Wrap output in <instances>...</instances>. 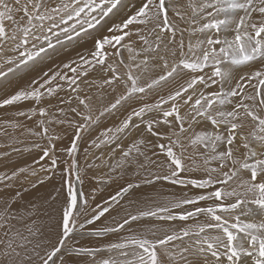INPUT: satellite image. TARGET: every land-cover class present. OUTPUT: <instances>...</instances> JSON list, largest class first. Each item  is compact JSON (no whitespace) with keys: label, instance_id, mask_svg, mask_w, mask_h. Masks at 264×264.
<instances>
[{"label":"snow or ice","instance_id":"1","mask_svg":"<svg viewBox=\"0 0 264 264\" xmlns=\"http://www.w3.org/2000/svg\"><path fill=\"white\" fill-rule=\"evenodd\" d=\"M114 10H123L124 18L108 35L94 36ZM65 38H91L93 48L56 69H40L0 99V109L12 106L17 118L0 121V136L23 129L20 136L30 141L11 135L0 148L42 153L33 165L0 174V264H264V0H0V55L17 53L5 57L6 70L0 64V79L48 57ZM150 69L155 76L145 78ZM96 71L104 74L102 83L86 79ZM165 83L176 86L100 132L80 165L79 141L101 117ZM81 84L124 91L97 115ZM53 97L69 107L50 111L44 101ZM25 103L27 111L20 107ZM34 117L29 127L25 121ZM141 125L139 138L124 146ZM59 126L73 131L67 147L57 148L66 135ZM102 146L109 148L107 158L101 152L89 162V153ZM92 168L108 171L94 177L98 187L86 195L81 186ZM57 173L66 194L54 219L43 205L22 203V192L26 182L35 189ZM119 180L124 183L115 194L93 203L97 192ZM157 181L183 194L137 199ZM144 220L184 223L142 226ZM85 239L106 242L81 244Z\"/></svg>","mask_w":264,"mask_h":264},{"label":"bare ground","instance_id":"2","mask_svg":"<svg viewBox=\"0 0 264 264\" xmlns=\"http://www.w3.org/2000/svg\"><path fill=\"white\" fill-rule=\"evenodd\" d=\"M122 12H124V11L123 10H121V11H115L114 10V12L109 15V17L105 18L106 21H107V24H108L107 28L109 27V25H111L113 22L116 21V19L121 15ZM115 17H116V19H115ZM8 29H10V27ZM91 40H92L91 38H86V39L77 38L76 40H73V41H67L66 38H65V44L64 45H59L58 44L55 51L49 50L48 57H45L43 59H39L36 64L30 65L29 68H26V69H24L22 71L21 70H17L15 75L9 73V76H8L7 80L0 79V99H2V97L6 96V95L11 94L15 90H17V88L25 86L29 82V80L31 78L36 77V76H38L40 74L39 73L40 69L48 70L49 67H51L52 69H56L58 65L61 66L63 63H71V61L73 59L78 58L77 55L79 53H82L83 55H87L88 52L93 48V46L91 44ZM10 57H11V55H10ZM7 67H8V65H7ZM103 75L104 74L102 73L100 76H98L99 78H98V80H96L98 83H102ZM150 76H155V73L151 69H150L149 73H145V78H148ZM88 80L92 81L91 79H88ZM91 85H96V84H91ZM91 85L81 84V87L84 89V92L81 93V96L87 94L88 96L92 97V100L93 99L94 100H108V101L111 100V97H109V96H111L112 93L111 94L107 93V94H109V96L106 94V96H104V97H94V96H92L90 94V92H89V86H91ZM163 85L166 87L165 88V91H166V89L169 86V84L165 83ZM102 91H105V90L102 89ZM158 91L160 92V95H163V93H165V91L163 92L162 85L159 87ZM207 91L210 92L211 90H207ZM121 92H123V91H121ZM121 92H119V93H121ZM119 93L117 91V95ZM115 94H116V92H115ZM59 95L61 97H64V98H71L69 93H68V95H64V96L61 93H59ZM114 99H113L112 102H114ZM74 102H76V103H74ZM130 102L126 103V104H130ZM77 103L78 102L75 99H72V105L71 106H76ZM139 103L140 102H138L137 105ZM135 104H136V101H135ZM44 105L45 106L52 105L53 108L50 109V111L54 110L55 107H63L65 109H67L69 107V105H67V104L58 103V101H57V99L55 97L46 99L44 101ZM29 106L30 105L28 103L20 105V107L23 110H25V111H27ZM126 106L131 107L130 105H125V107ZM8 110H13V111L9 112ZM0 113L6 114L5 116H0V121H5V120L11 121V120L17 119L14 116V108L12 106H10V107H8L6 109H0ZM69 115H72V114L69 113ZM18 119L22 120V121L25 120V118H23V117H20ZM34 119H38V117H34ZM59 128H63V126H59L57 130H59ZM11 131L12 130L10 129V131H9L10 135H9L8 138H1L0 137V143H3V144L11 143L10 136L11 135H15L16 137H18L20 139H24L25 140V144L30 146V141L28 139H26L25 137H21L20 136V132L23 131V129L17 130L15 133H12ZM69 132H71V130ZM93 133H96V130H95V132H92L90 134H93ZM66 135H68V134H66ZM70 135L67 136L68 139H70L69 138ZM91 136H95V134H93ZM63 139H62V141H60L57 144V148L69 146L70 142H66V140H63ZM83 146L85 148V146H87V145L84 144ZM20 147H24V145H20ZM9 150H10V153H11L10 154L11 158H7L6 161L0 162V174H3L5 172L10 173L12 170H14L16 168H19V167H27V166L33 165L34 158H38V156L40 154H42V153L39 152V150H36V149H33L30 152L29 151H24L22 153H20V152H12L11 149H9ZM60 167H63V165H61ZM41 175H43V174H41ZM30 179H37V178H30ZM25 186L28 187V191L27 192H22V195L24 196V200L22 201V203H25L27 201H34V202H36L39 205H43V210H45L48 215H50L54 219H56V216L59 213L60 206L63 203V197L66 194V192H65V187L66 186L63 189H61V179H60L59 173H57L56 175H53L51 180H46L43 185H39L38 184L37 188H35V189L31 188L30 185L27 184V182H26ZM164 186L165 185H163V187ZM2 187L3 186L0 185V188H2ZM86 188H87V186H85L84 189H83L84 193H85ZM111 189L113 190L115 188H111ZM166 189L169 192H173L170 188L166 187ZM5 191L15 192L16 189L15 188H13L11 190L5 189ZM177 193H182V190L178 189ZM51 197H57V200H53ZM45 219L47 220V217H45ZM48 222L53 224V226H54V222L53 221H48ZM173 225H174V223H173ZM83 241H85V240H83ZM83 241L81 240V243ZM90 246H91V244H90ZM94 246H95V244H94Z\"/></svg>","mask_w":264,"mask_h":264},{"label":"rangeland","instance_id":"3","mask_svg":"<svg viewBox=\"0 0 264 264\" xmlns=\"http://www.w3.org/2000/svg\"><path fill=\"white\" fill-rule=\"evenodd\" d=\"M8 2L11 4L12 2H13V0H8ZM22 3H23V0H22ZM133 11H134V9H133ZM19 15H22V13L21 14H17V17L19 18ZM124 16H125V12H122L121 13V15L116 19V17H115V19H116V21L115 22H113L111 25H109V27L110 26H112L113 24H115V23H118V22H120L121 21V19H123L124 18ZM114 19V20H115ZM8 23V24H7ZM107 21H106V19H104L102 22H101V25H99L98 27H97V29L96 30H94L93 31V35L94 36H100V35H108L109 33H108V31H107V29L109 28H107ZM6 26H7V28H9L10 27V29L13 27V25L10 23V22H6ZM38 35H43L42 33H37ZM48 35H50V34H48ZM185 36H186V39H187V34H185ZM53 42H55V41H53ZM91 44H92V46H93V39L91 40ZM10 46V45H9ZM30 47V46H29ZM33 50H35V49H33ZM79 54H82V53H79ZM78 54V55H79ZM10 55H11V57H14V56H16L17 55V53H15V52H11V51H5L2 55H0V64H4V59H5V57H10ZM77 55V56H78ZM127 56H128V53L127 52H124V58H125V60H127ZM76 59V58H75ZM62 66V65H61ZM7 67V65L6 64H4V69ZM7 69V68H6ZM5 69V70H6ZM122 71H123V69H122ZM158 71V70H157ZM155 74H156V72L155 71H153ZM102 74V72H99V71H96V72H93V73H91L90 75H89V77H87V79H91V80H98V76H100ZM69 75H70V73H69ZM3 80H7V79H3ZM176 85L175 84H169V86L167 87V89H166V91H165V86L162 84V87H163V92L165 91V93H163V95H166L167 93H168V91L171 89V88H174ZM110 87L109 86H104L103 88H100V87H98V86H96V85H91V86H89V92H90V94L92 95V96H94V97H104V96H106V94L107 93H112L111 94V96H109V94H107L109 97H111V100L109 101V103H107V102H103V101H108V100H91V102H97V101H100V102H98V105L96 106V105H92L93 106V109H94V113L95 114H97L98 115V113H99V111H101L105 106H107V105H109L112 101H113V99L116 97V95H117V91H118V93L119 92H121V91H124V89H123V87L122 86H120V87H117V89H116V94H115V92H113L112 90H111V88L109 89ZM214 88H216V85L215 86H213V88H210V89H207V90H213ZM102 89L103 90H105V91H102ZM109 90V91H108ZM61 94L64 96V95H68V93L67 92H61ZM138 95H143V94H138ZM113 96V97H112ZM3 98V97H2ZM160 98V92L157 90V91H154V92H150L146 97H144V99L143 100H132L131 102H130V104H125V105H130L131 107H139V106H142V104L143 103H145V102H148V103H150L151 101H156V100H158ZM135 101H136V104H135ZM134 102V103H133ZM138 102H140L138 105H137V103ZM74 103H76V102H74ZM125 105L123 106V107H121V108H119V110L118 111H115V114H105V116H103V117H101L100 118V121L98 122V124H96V125H93V127L91 128L92 129V131H95L96 130V132L97 133H100V132H102V129H106V128H109V127H115V126H117L119 123H120V120H122L125 116H126V114L131 110V107H129V106H126L125 107ZM137 105V106H136ZM129 107V108H128ZM164 107L165 108H167L168 107V105H164ZM126 108V109H125ZM121 110V111H120ZM9 112H12L13 110H8ZM120 112V113H119ZM6 114H3V113H0V116H5ZM116 115V116H115ZM149 115H153V114H149ZM119 116V117H118ZM78 119V118H77ZM115 121H114V120ZM145 119H147V117H145ZM36 120H38V119H34L33 118V120H27V121H25L26 122V124L29 126V127H35V122H36ZM105 126V127H104ZM204 127V125H200V128H199V130H201L202 128ZM209 127H210V125H209ZM63 128L66 130V134H68V135H64L65 137H63L64 139L63 140H66V142H70L71 140H72V138H73V132H72V129L71 128H67V126H63ZM163 128V127H162ZM194 128H195V125H194ZM143 129V125H141V129H132L131 130V132L129 133V135L128 136H131V137H126V138H124L123 139V145L125 146L127 143H129L130 142V140H132L133 139V136H136V135H139L140 134V131ZM71 130V132H69ZM161 130H163V129H161ZM8 131H10V129L8 130ZM99 131V132H98ZM12 132V131H11ZM90 132V131H89ZM97 133H93V134H97ZM71 134V135H70ZM93 134H90V137H91V135H93ZM10 135V134H9ZM9 135L8 136H0L1 138H8L9 137ZM70 135V139H68L67 138V136H69ZM85 136H89V135H86V133L83 135V139H84V137ZM83 139L81 140V141H79V152L77 153V158H78V160H79V163H80V165L81 166H83L84 165V163H85V151H86V149L88 148V145H89V143H88V145L87 146H85V148H84V146H83V148L81 147V145L84 143L83 142ZM70 140V141H69ZM85 141H86V139H84ZM59 143V142H58ZM57 143V144H58ZM69 144V143H68ZM17 147H20V145H16ZM5 151H9L10 152V150H9V148H1L0 149V153H3V152H5ZM101 152H103V154L105 155V158H107V156H108V154H109V148L108 147H104V146H102V149H100V150H96V149H94V150H92L90 153H89V155H88V161L89 162H92V160L94 159V157H95V155L96 154H99V153H101ZM119 153V151H117L115 154H114V156L116 155V154H118ZM113 156V157H114ZM7 158H11V156L9 155V156H7V157H2V158H0V162H3V161H6L7 160ZM117 158V157H116ZM96 163H99V161H96ZM64 166V165H63ZM217 166V164H216V162H212V164L210 165V167H216ZM92 170V177H95L96 175H97V172H99V174H100V176L101 175H103L105 172H107L108 171V169L107 168H104V169H102V168H92V169H89V171H91ZM202 173H194L193 175H201ZM88 177H89V173H88ZM87 177V178H88ZM85 182H86V179H85ZM84 182V183H85ZM62 183V182H61ZM2 186V185H1ZM82 189H84V187H85V185L83 184L82 186ZM217 187H220L219 185L217 186ZM186 191V190H185ZM65 192H66V187H65ZM209 203H211V202H209ZM58 216H59V213H58V215L56 216V218H58ZM203 219V218H202ZM242 219H248L247 217H242Z\"/></svg>","mask_w":264,"mask_h":264},{"label":"crops","instance_id":"4","mask_svg":"<svg viewBox=\"0 0 264 264\" xmlns=\"http://www.w3.org/2000/svg\"><path fill=\"white\" fill-rule=\"evenodd\" d=\"M98 102H100V101H97V102H91V104L97 106V105H98ZM103 102H107V103H109V101H103ZM150 103H155V101H151ZM199 128H200V125H195V129H196L197 131H199ZM161 129H163V128H161ZM163 130H164V129H163ZM89 131H90V132H87L86 135H90V133L95 132V131H92V129H90ZM102 131H104V129H102ZM98 132H99V131H98ZM140 132H141V131H140ZM96 133H97V132H96ZM99 134H100V133H97V134H95V136H91V137H90V136H85L84 139H86V141L83 139V142H84V143L81 145V147H82L84 144L88 145V143H90L91 140L94 139V138H95L96 136H98ZM139 136H140V134H139V135H136V136H133V139H135V138H139ZM127 137H131V136H127ZM145 137H146L147 139H149V140H155V138H153V137L147 135L146 133H145ZM133 139H132V140H133ZM130 141H131V140H130ZM128 144H129V143H127L125 146H127ZM82 148H83V147H82ZM119 155H120V152H119L118 154H116V155L113 157V159H116V157L118 158ZM63 167H65V166H63ZM102 169H104V168H102ZM88 173H89V177L86 178V182L84 183V185L87 186V188H86V190H85V194H86V195H87L88 193H90L93 189H95V188L98 187V185H97V183H96V180H95L94 177H92V175H91V174H92V170H91V171H88ZM97 176H100L99 172H97V175H96L95 177H97ZM126 179H127V177H126ZM61 182H62V181H61ZM123 183H124L123 180H119V181H115V182H112V183H110V184L104 186V187L102 188V190H100L99 192L96 193V200H95L93 203H100V204L102 205L103 202H104V200L110 198L111 195L115 194V193L119 190L120 186H121ZM163 185H165V186L163 187ZM115 186H116V187H115ZM144 187H147L149 190L146 191V192H144L143 194H140L141 196L138 195V197H137L138 200H141V201L146 200L148 197L156 196L157 193L161 194V196H160L161 199H163L164 197L180 196V195L183 194V192H182V193H177V190L179 189L178 186H171V185H168L166 181H157V184H156L155 189H152V186H144ZM166 187H167V188H170L173 192H169V191L166 189ZM175 187H176V188H175ZM111 188H115V189L112 190ZM109 190H110V191H109ZM153 190H154V191H153ZM180 190H181V189H180ZM196 191H199V190H195V189L192 190V192H196ZM156 192H157V193H156ZM190 194H191V193H190ZM142 195H143V196H142ZM122 204L126 205L125 207H128L130 211H133L134 208H135V206H129L127 200H125L124 202L122 201ZM127 205H128V206H127ZM177 211H179V210H177ZM121 214H123V212H121ZM102 219H103V218H102ZM166 223H171L173 227H179V226H180L181 224H183L184 222H181V221H175V222H163V221H155V220H144V221H141V222H140V224H141L142 226H151L152 224H156V225H166ZM173 223H174V225H173ZM188 223H191V221H189ZM107 239H109V240H113V239H115V236H109ZM82 241H83V240H82ZM86 241H87V242H86ZM83 242H84L85 244H84ZM83 242L81 243V241H80L81 244L89 245V246H90V244H91V246H94V244L97 245L98 243H105L106 241H97V240H95V239H85V241H83ZM101 255L106 256L107 253H102Z\"/></svg>","mask_w":264,"mask_h":264}]
</instances>
